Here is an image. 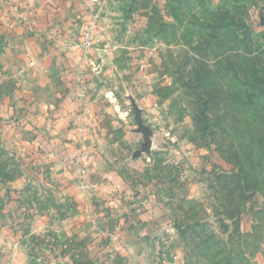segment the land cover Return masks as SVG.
Here are the masks:
<instances>
[{
  "label": "rangeland",
  "instance_id": "374dc122",
  "mask_svg": "<svg viewBox=\"0 0 264 264\" xmlns=\"http://www.w3.org/2000/svg\"><path fill=\"white\" fill-rule=\"evenodd\" d=\"M10 3L17 17L34 12ZM81 3L77 86L90 107L79 116L90 118L62 167L92 188L68 201L21 162L20 138L0 141V255L11 254L0 264H264V0ZM28 13L4 30L47 45L57 12L43 11L38 32ZM2 37L0 79L9 61L46 60L37 48L18 62ZM134 105L152 132L139 157Z\"/></svg>",
  "mask_w": 264,
  "mask_h": 264
},
{
  "label": "crops",
  "instance_id": "0c3cea01",
  "mask_svg": "<svg viewBox=\"0 0 264 264\" xmlns=\"http://www.w3.org/2000/svg\"><path fill=\"white\" fill-rule=\"evenodd\" d=\"M10 2L13 0L9 1L8 6L10 7L6 8V4H3L4 1L0 0V36L4 38L1 40H5L7 55H11L13 58L17 56L18 62H22L29 52L37 48L42 49L47 55L44 62L37 63V66L30 70L32 77L28 80L26 78L30 71L24 68L25 63L14 65L9 61L10 65L8 64L9 66L5 68L12 70V73L7 71L5 77L0 79V97L5 99H3L4 104L0 101V141L6 143L3 146L7 148L12 145V142L17 141V137L20 138V142H16L17 145L16 147L14 145L12 150L18 151L22 163L29 162L36 168L39 181L46 188L50 186L55 188V193L57 192V195L65 197V199H72L74 196L71 192L74 191L78 192V196L83 197L85 193L86 195L89 193L93 181L89 179L83 184L80 181H73L72 176L66 169L64 170L62 165L63 159H71L79 152L80 145L69 142L74 139V134H77L78 126L84 127L85 131L89 126L86 117L90 118V116L85 113L80 118L79 112L84 106L87 108L85 112H89L90 100L79 97L77 86V70L85 57L82 55L83 51L78 37L79 27L76 22L78 18H82L84 21L88 19L86 12L82 11L85 5L81 3V0H17L20 8L21 6L25 8L34 6L35 13L33 11L29 13L24 11L23 13H28L31 16V20L36 24V32L47 21L46 15L43 16L45 9L47 13L57 12L54 16L56 18L54 23H51V20L46 23L48 27L52 28L44 30L46 34L49 33L50 37L47 45L36 41L37 44L35 43V48H33L27 43L35 42V40L29 41L24 38V35L27 36V34L21 27H18L17 30V36H20V40H22L20 41L22 44L19 43V46L12 43V39L15 37L13 33L8 34L4 30L8 29L11 23L19 21L23 15L20 11V15L17 17L16 13L15 16L16 9L14 13L9 12L14 8V4ZM66 9H69V15L64 13ZM56 31L59 34H56ZM53 33L55 34L52 37ZM54 58H56V62L52 61ZM18 67V70H13ZM12 93H15L14 95L18 98L17 105L13 103ZM34 134H37V140L31 137ZM0 180L9 182L10 179L5 175L0 176ZM75 185L84 192L77 190ZM12 252V256L17 258L20 256L18 251L13 250ZM10 257L11 254L5 251L3 255H0V260ZM17 258L14 260L18 261Z\"/></svg>",
  "mask_w": 264,
  "mask_h": 264
},
{
  "label": "water",
  "instance_id": "95a60500",
  "mask_svg": "<svg viewBox=\"0 0 264 264\" xmlns=\"http://www.w3.org/2000/svg\"><path fill=\"white\" fill-rule=\"evenodd\" d=\"M134 108H135V115H136V121L139 128V132L144 135V141H145L142 150L135 154L136 157H139L142 154H149L151 152L152 132L147 126L144 125L140 109L136 105H134Z\"/></svg>",
  "mask_w": 264,
  "mask_h": 264
},
{
  "label": "built area",
  "instance_id": "2783aa9c",
  "mask_svg": "<svg viewBox=\"0 0 264 264\" xmlns=\"http://www.w3.org/2000/svg\"><path fill=\"white\" fill-rule=\"evenodd\" d=\"M91 3H101L103 0H89ZM84 46L88 49H91L93 46V40H92V35H91V31L88 32L87 34H85L84 36ZM80 163L82 164V162L80 161Z\"/></svg>",
  "mask_w": 264,
  "mask_h": 264
}]
</instances>
